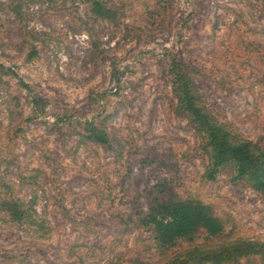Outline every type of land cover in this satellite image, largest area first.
Masks as SVG:
<instances>
[{
	"label": "rangeland",
	"instance_id": "374dc122",
	"mask_svg": "<svg viewBox=\"0 0 264 264\" xmlns=\"http://www.w3.org/2000/svg\"><path fill=\"white\" fill-rule=\"evenodd\" d=\"M159 1L115 0L117 26L84 0H0V204L27 214L0 210V264H164L139 226L151 192L212 205L225 241H264V199L229 170L207 178L166 71L173 53L207 108L264 145V0ZM69 116L104 122L113 149Z\"/></svg>",
	"mask_w": 264,
	"mask_h": 264
},
{
	"label": "trees",
	"instance_id": "16d2710c",
	"mask_svg": "<svg viewBox=\"0 0 264 264\" xmlns=\"http://www.w3.org/2000/svg\"><path fill=\"white\" fill-rule=\"evenodd\" d=\"M84 1L88 4L91 20L120 25L122 7L115 0ZM164 2L159 1L160 4ZM166 7L165 4L163 10L166 11ZM157 15L151 14L155 20ZM0 67L5 69L2 64ZM166 71L172 78L177 98L176 114L194 127L208 155L207 178L215 182L219 172L229 170L233 181L245 182L264 199V145L241 136L207 108L186 73L185 64L173 53L167 57ZM42 103L44 100L41 98L34 100L37 113ZM69 117L65 121L73 125L74 131L83 140L113 149L112 137L104 122ZM21 207L20 202L13 199H4L0 204V210L13 221H21L27 216ZM138 220L139 226L151 234L159 254H173L164 264H264V241H225L227 221L217 214L212 205L200 200L191 197L164 198L151 192L146 216ZM200 240L204 241V245L196 244ZM184 244L190 246L180 252Z\"/></svg>",
	"mask_w": 264,
	"mask_h": 264
}]
</instances>
